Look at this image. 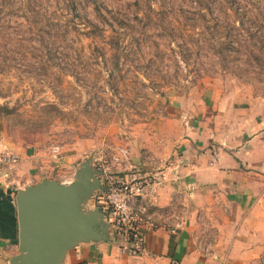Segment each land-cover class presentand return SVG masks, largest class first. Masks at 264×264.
I'll return each mask as SVG.
<instances>
[{
	"label": "rangeland",
	"instance_id": "obj_1",
	"mask_svg": "<svg viewBox=\"0 0 264 264\" xmlns=\"http://www.w3.org/2000/svg\"><path fill=\"white\" fill-rule=\"evenodd\" d=\"M214 92L264 116V0H0V137L59 147L54 179L123 147L158 168L186 127L182 107ZM221 264H264V244Z\"/></svg>",
	"mask_w": 264,
	"mask_h": 264
},
{
	"label": "crops",
	"instance_id": "obj_2",
	"mask_svg": "<svg viewBox=\"0 0 264 264\" xmlns=\"http://www.w3.org/2000/svg\"><path fill=\"white\" fill-rule=\"evenodd\" d=\"M192 110L182 107L187 120L181 139L159 162V168L166 165L165 180L156 188L143 223L148 254L125 258L116 241L89 242L70 250L63 264H221L223 258L260 252L264 116L220 106L216 92L204 95ZM122 150L128 155L119 166L123 170L156 162L151 156L136 162L129 150ZM115 156L123 158L121 150ZM54 158L38 146H12L0 137V264H10L19 254L17 192L44 178L54 179L59 167ZM209 230L214 243L204 250L198 236Z\"/></svg>",
	"mask_w": 264,
	"mask_h": 264
},
{
	"label": "water",
	"instance_id": "obj_3",
	"mask_svg": "<svg viewBox=\"0 0 264 264\" xmlns=\"http://www.w3.org/2000/svg\"><path fill=\"white\" fill-rule=\"evenodd\" d=\"M87 158L71 183L44 178L16 194L19 254L10 264H63L81 243L109 242L115 233L87 204L101 189V171Z\"/></svg>",
	"mask_w": 264,
	"mask_h": 264
},
{
	"label": "built area",
	"instance_id": "obj_4",
	"mask_svg": "<svg viewBox=\"0 0 264 264\" xmlns=\"http://www.w3.org/2000/svg\"><path fill=\"white\" fill-rule=\"evenodd\" d=\"M61 149L53 148V156L59 163L63 160ZM123 158L113 156L111 160L101 157L102 166L100 178L101 189L95 194L96 206L105 215L108 223L115 233V240L120 243L125 253L134 256H146V233L143 223L148 212V204L152 201L156 188L165 180L166 165L143 172L139 167L132 166L123 170L119 166L127 160V151L121 149ZM101 154L93 157L97 162ZM64 183H71L65 176ZM150 219H148L149 221ZM151 226L152 223L149 222ZM176 229V228H175ZM173 229L172 232H176Z\"/></svg>",
	"mask_w": 264,
	"mask_h": 264
},
{
	"label": "trees",
	"instance_id": "obj_5",
	"mask_svg": "<svg viewBox=\"0 0 264 264\" xmlns=\"http://www.w3.org/2000/svg\"><path fill=\"white\" fill-rule=\"evenodd\" d=\"M79 264H86L85 262H81V263H79Z\"/></svg>",
	"mask_w": 264,
	"mask_h": 264
}]
</instances>
